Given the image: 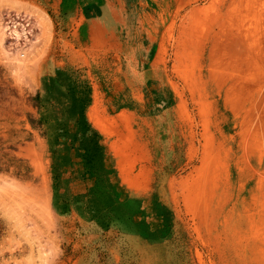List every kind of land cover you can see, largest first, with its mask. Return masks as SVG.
Returning a JSON list of instances; mask_svg holds the SVG:
<instances>
[{
  "label": "rangeland",
  "instance_id": "rangeland-1",
  "mask_svg": "<svg viewBox=\"0 0 264 264\" xmlns=\"http://www.w3.org/2000/svg\"><path fill=\"white\" fill-rule=\"evenodd\" d=\"M0 264H264V0H0Z\"/></svg>",
  "mask_w": 264,
  "mask_h": 264
}]
</instances>
